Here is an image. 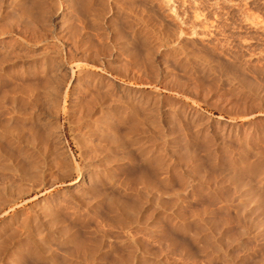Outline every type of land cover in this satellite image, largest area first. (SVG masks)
Instances as JSON below:
<instances>
[{"label":"rangeland","instance_id":"1","mask_svg":"<svg viewBox=\"0 0 264 264\" xmlns=\"http://www.w3.org/2000/svg\"><path fill=\"white\" fill-rule=\"evenodd\" d=\"M0 6L3 54L27 44L44 55L36 56L28 80H21L17 60L1 69L0 119L4 112L12 119L0 122L10 117L7 127L15 131L0 140V152L15 160L0 155V246L8 245L0 247V264H11L9 248L15 264H264V0H0ZM60 62L67 66L60 80L44 85L41 65L51 70ZM78 68L130 92L131 100L108 116L117 132L130 130L136 140L124 132L122 147L109 133L106 141L102 133L89 139ZM23 83L39 89L30 95ZM16 87L29 95L12 96ZM156 96L176 100L177 111L165 119L148 115L145 101ZM154 119L159 126L149 123ZM89 164L96 178L79 188Z\"/></svg>","mask_w":264,"mask_h":264},{"label":"bare ground","instance_id":"2","mask_svg":"<svg viewBox=\"0 0 264 264\" xmlns=\"http://www.w3.org/2000/svg\"><path fill=\"white\" fill-rule=\"evenodd\" d=\"M166 4H167V2H166ZM1 7V6H0ZM10 10V9H9ZM6 12V11H5ZM57 13V12H56ZM55 14V13H54ZM53 14V15H54ZM1 16V15H0ZM3 16H5V15H3ZM7 16V15H6ZM4 18V17H3ZM8 20V19H7ZM16 20V19H15ZM4 21H5V19H4ZM13 21V20H12ZM14 22V21H13ZM17 22V21H16ZM5 23V22H4ZM7 24H9V22L7 23ZM17 24V23H16ZM5 25H6V23H5ZM2 27H3V25H1ZM9 26V25H8ZM18 26V25H17ZM19 27V26H18ZM16 28V27H15ZM26 28V27H25ZM5 29V28H4ZM3 29V30H4ZM17 29V28H16ZM0 30H1V28H0ZM4 32V31H3ZM3 32L1 31L0 32V74H1V69H2V65H3V63L5 64L6 62H8L7 60H9V62H12V60H17V61H19L21 64H22V67H23V70L21 69V72H22V75L20 74H18L19 76H21V80H23L24 78V80H28L26 77H30V75L32 76L33 75V77H35L34 75V73H35V63H37L36 62V58L39 56V55H43L41 52L40 53H36L35 52V50L34 49H32V48H30V47H27L26 45H21L20 47L19 46H17V48L18 49H15V50H12L11 52H9V51H5V52H9V53H7V54H3V52L2 51H4L3 50V47H4V43L6 44V40H5V36H2L3 35ZM46 39V38H45ZM10 40V39H9ZM43 41H45V40H43ZM11 42V41H10ZM14 42V41H13ZM20 42V41H19ZM39 42H42L41 40H39ZM8 43V42H7ZM18 43V42H17ZM26 43V42H25ZM24 43V44H25ZM28 43H31V42H28ZM33 43H36V41L35 42H33ZM32 43V44H33ZM38 45V44H37ZM6 46V45H5ZM36 46V45H35ZM8 47V46H7ZM8 49H10V48H8ZM11 49H13V48H11ZM7 50V49H6ZM39 50V49H38ZM41 50H42V48H41ZM41 50H39V51H41ZM44 50V49H43ZM42 52H44V54L46 53L45 51H42ZM37 56V57H36ZM44 56V55H43ZM42 57V56H41ZM38 59V58H37ZM46 59V58H45ZM43 60H44V58H43ZM47 60V59H46ZM46 60H44V61H46ZM40 61H41V59H40ZM39 61V62H40ZM43 61V62H44ZM8 62V63H9ZM44 63H47V61L46 62H44ZM43 63V64H44ZM20 64V65H21ZM38 64V63H37ZM49 65V64H48ZM35 66V67H34ZM52 66V65H51ZM51 66H49V67H51ZM4 67V66H3ZM10 67V66H9ZM12 67V66H11ZM14 67V66H13ZM33 67V68H32ZM38 67V66H37ZM41 67H42V70H40V68H39V70L38 71H41V74L42 75H40L42 78H40L43 82V84L44 85H46V84H49V85H52V87L55 85L54 83L57 81V80H60L59 78H60V72L62 71V70H66V68H67V66L64 64V63H59L58 65H56V68H50L51 70H47L48 69V67L46 68H43L44 66L43 65H41ZM5 70V69H4ZM17 70V69H16ZM78 70H79V68H78ZM3 72V71H2ZM20 72V73H21ZM7 73V75L9 74V71L8 72H6V70H5V74ZM4 74V75H5ZM36 74H37V72H36ZM2 75V74H1ZM19 76H17L18 78H19ZM79 81L80 82H82L83 83V85H84V87L83 88H85V90H86V96H85V98L81 101V102H79L80 103V105H79V103H78V106H80L79 107V112H81V113H83V115L85 116V119L83 118L84 116H82V118H83V120H84V123H85V127L84 128H87V131H88V133L86 134V135H89L91 138H89V139H93L94 137H95V134H97L96 135V137L98 136V134L100 133H102V137H100V138H103V137H107V135H108V133H109V136H110V142L112 141L114 144H116V146H120V147H122V145L123 144H126V140H128L129 139V137H130V135H129V131L127 130V132L126 131H123L122 130V132H124V134H125V136H126V133L129 135H127L126 136V138L128 137V139H126V140H123L124 139V137L125 136H123L122 134V132L120 131L121 130V128H119V126L117 125V123H115V125L113 124V122H112V120L111 119H113L112 117H111V119H110V117L108 116V112L111 110V108H113V107H123L126 103H128L129 102V100H131V98H130V92H128V91H123V89L121 88V89H119L120 87H118V86H116L115 85V83L113 82V81H111V79H109V78H106V77H104V76H97V75H95V72L94 71H91V69H89V68H82L81 70H79ZM6 77V76H5ZM16 77V78H17ZM36 77H37V75H36ZM4 78V77H3ZM31 78V77H30ZM1 79H2V77H1ZM11 79V78H10ZM20 79V78H19ZM40 79H34V80H36L37 82H38V80L39 81H41ZM2 80H4V79H2ZM1 80V81H2ZM30 80H32V79H30ZM29 80V81H30ZM34 80H32V81H34ZM20 81V80H19ZM78 81V82H79ZM4 82V81H3ZM28 82V81H27ZM26 82V83H27ZM13 83V82H12ZM21 82H19V84H20ZM26 83H23V85L24 84H26ZM30 83H31V81H30ZM32 83H34V84H36V82L34 81V82H32ZM41 82H38V85L39 84H42ZM17 84H18V80H17ZM34 84H32V85H34ZM54 84V85H53ZM78 84V83H77ZM30 85V84H29ZM29 85L28 84H26V88L25 87H23V88H25L26 90H27V93L29 92V94L31 93V92H34V88L36 87L37 88V86H31L30 85V87H29ZM37 85V84H36ZM44 85H42V86H44ZM12 87H15V86H13V85H11ZM10 86V87H11ZM18 86H20L19 87V89L21 88V86L22 85H18ZM42 86H40V87H42ZM9 87V88H10ZM34 87V88H33ZM52 87H51V89H52ZM80 88V87H79ZM19 89L16 87L15 89L13 88V92H12V96L14 95L13 93H19V92H21L22 90H20L19 91ZM22 89V88H21ZM25 89H23V90H25ZM37 89H39V88H37ZM37 89H35L36 90V92L38 91ZM125 89V88H124ZM12 90V89H11ZM33 90V91H32ZM46 90V89H45ZM50 90V89H49ZM84 90V89H83ZM128 90V89H127ZM7 91V90H6ZM5 91V93H7ZM82 91V90H81ZM136 91V90H135ZM10 92V91H9ZM23 93H24V91H22ZM46 92H48L47 90H46ZM51 92V91H50ZM49 92V93H50ZM85 92V91H84ZM120 92H122L123 94H120ZM127 92V93H126ZM259 92V91H258ZM257 91H254V94L255 95H257V94H259ZM26 93V92H25ZM24 93V94H25ZM25 94L24 96H26V95H29V94ZM257 93V94H256ZM32 94V93H31ZM30 94V95H31ZM51 94V93H50ZM85 94V93H84ZM6 95H9V93L8 94H6ZM6 95H4V96H6ZM11 95V94H10ZM19 95V94H18ZM17 95V96H18ZM146 95V94H145ZM15 96H16V94H15ZM16 96V98H18ZM20 96V95H19ZM22 93H21V98H22ZM131 96H133V95H131ZM261 96V95H260ZM10 97V96H9ZM19 97V98H20ZM28 97V96H27ZM16 98L14 99V97H12L11 99L12 100H16ZM20 98V99H21ZM24 98H26V97H24ZM29 98H30V96H29ZM82 98V97H81ZM49 99V98H48ZM152 99V98H151ZM146 100L145 102V104H146V110H147V112L149 113L148 115H154L153 117L154 118H162V117H164V119L165 118H167L169 115H171V114H173V113H175L176 111H177V107L179 106V104L178 103H176V100H165V99H162L161 97H158V96H156L154 99H152V100ZM18 100V99H17ZM25 100V99H24ZM26 100H28V98L26 99ZM52 101V100H51ZM49 102H50V100H49ZM131 102V101H130ZM178 102V101H177ZM52 103V102H51ZM75 103V102H74ZM34 104L36 105L37 103H35L34 102ZM73 105V104H72ZM75 105L77 106V104L75 103ZM131 105V104H130ZM73 107V106H72ZM9 110H11V109H9ZM9 110H7V112L9 111ZM13 110V109H12ZM14 111H15V109H14ZM13 111V112H14ZM113 111H115V110H113ZM16 112V111H15ZM14 112V113H15ZM6 113L4 112V117H5V119L8 117V116H12V114L9 112V114H11V115H9V114H6ZM37 114V113H36ZM15 115H16V113H15ZM41 115V114H40ZM16 116H18V115H16ZM15 116V117H16ZM43 116V115H42ZM4 117H3V119L2 120H4ZM10 117L8 118V119H10ZM43 117H45V116H43ZM31 118V117H30ZM38 118V117H37ZM0 119V120H1ZM8 119H7V122L8 123H10L9 121H8ZM11 119H12V117H11ZM43 118H41L40 120H42ZM45 119H46V117H45ZM38 120H39V118H38ZM152 120V119H151ZM157 120V119H156ZM167 120V119H166ZM6 121V120H5ZM43 121H44V119H43ZM48 120H46V122H47ZM114 121V120H113ZM164 121V120H163ZM169 121V120H168ZM6 122V123H7ZM46 122H44V123H46ZM153 122V123H152ZM8 123H7V125L5 124V123H1L0 122V140H2V141H4V139L5 138H8L7 136H10V134H12V129H14V128H12V126H10V128H12V129H10L9 127H7L8 126ZM41 123H42V121H41ZM48 123V122H47ZM46 123V124H47ZM149 123H151V125L152 124H156V125H158L157 123H155V119L153 120V121H150ZM169 123V122H168ZM160 124V123H159ZM40 125V124H39ZM41 125H43V124H41ZM44 126H47V125H45L44 124ZM49 126H50V124H49ZM49 126H47V128L49 127ZM118 126V127H117ZM154 126V125H153ZM159 126V125H158ZM161 126V125H160ZM156 127V126H155ZM116 128H118V129H120V130H118V132H121V134L120 135H122V137L119 135V134H117L118 132L116 131ZM125 128V127H124ZM124 128H122V129H124ZM157 128V127H156ZM160 128V127H159ZM35 129V128H34ZM163 129V128H162ZM9 130H11V131H9ZM134 130V129H133ZM158 130V129H157ZM14 131H15V129H14ZM161 131V130H160ZM11 132V133H10ZM115 132H117L116 134L117 135H119L118 137H116L117 135L115 134ZM162 132V131H161ZM160 132V133H161ZM130 133H131V131H130ZM163 133V132H162ZM161 133V134H162ZM15 134V133H14ZM103 134H107V135H105V136H103ZM116 135V136H115ZM132 135V134H131ZM164 135V134H163ZM169 135V137H171L170 136V134H168ZM12 136V135H11ZM14 136V135H13ZM159 136L160 135H158V138H157V136L155 137V140H158V139H160V141H162L161 143H163L164 144V142L166 143V141H163L165 138L164 137H162V135H161V137L162 138H164V139H162L161 140V137L159 138ZM88 137V136H87ZM122 138V139H121ZM135 138V137H134ZM133 138V139H134ZM10 139V138H9ZM8 139V140H9ZM95 139V138H94ZM93 139V140H94ZM107 139V138H106ZM106 139L105 138H103V140L104 141H106ZM130 139L131 140H133L131 137H130ZM169 139V138H168ZM7 140V141H8ZM11 140V139H10ZM14 140V139H13ZM131 140H129V142L131 141ZM134 140H136V138L134 139ZM155 140L154 141H152L151 142V145H152V143H154L155 142ZM167 140V139H166ZM0 142V143H3V142ZM6 141V140H5ZM159 141V142H160ZM111 142V143H112ZM128 142V143H129ZM132 142V141H131ZM130 142V143H131ZM157 142V141H156ZM168 142V145L170 144V145H172L170 142H169V140L167 141ZM105 143V142H104ZM133 143H134V141H133ZM140 142H138V144H139ZM158 143V142H157ZM156 143V144H157ZM177 143V142H176ZM113 144V145H114ZM132 144V143H131ZM135 144H136V142H135ZM162 144V145H163ZM174 144H175V141H174ZM106 145V144H105ZM110 145V144H109ZM130 145V144H129ZM134 145V144H133ZM161 145V144H160ZM159 145V146H160ZM166 145H167V143H166ZM166 145H164V147H166ZM167 145V146H168ZM101 146V145H100ZM112 146V145H111ZM118 146V147H119ZM123 146H125V145H123ZM127 146V145H126ZM137 146V145H136ZM154 146L156 147V145L154 144ZM154 146H153V148H154ZM158 146V147H159ZM176 146V145H175ZM2 147V146H1ZM117 147V148H118ZM162 148H164L163 146H161ZM110 148V147H109ZM149 148H152V146H150ZM153 148L152 149H149V150H147V152L149 151V153L150 152H152L153 151ZM169 148H171V147H169ZM174 148H176V147H174ZM156 149L157 148H155V151H156ZM167 149V151H169L168 150V148H166ZM3 150V149H2ZM117 150V149H116ZM150 150H152V151H150ZM157 150H162L161 148L160 149H157ZM174 150V149H173ZM1 151V150H0ZM4 151V150H3ZM2 151V152H3ZM114 151V150H113ZM164 151H165V149H164ZM164 151H163V153H164ZM2 152H0V155H1V153ZM161 151H159V153H160ZM169 152H171V151H169ZM173 152V151H172ZM171 152V153H172ZM174 152H175V150H174ZM153 153V152H152ZM155 153H157V152H155ZM158 153V154H159ZM5 153L3 152V154L1 155V156H3ZM106 154V153H105ZM144 154H146V153H144ZM162 154V153H161ZM161 154H160V156H161ZM173 154H175V153H173ZM172 154V155H173ZM5 155H7V154H5ZM148 154H146V156H147ZM152 155V154H151ZM150 155V156H151ZM154 155V154H153ZM156 155V154H155ZM154 155V156H155ZM165 155V154H164ZM163 155V156H164ZM167 156H168V153L166 154ZM172 155H171V157H172ZM176 155V154H175ZM175 155H174V157H175ZM9 156H11V158L9 157ZM7 155V157L9 158L8 160H11V159H13V161L15 160L14 158H13V156L12 155ZM145 155H144V158L146 157ZM149 156V157H150ZM159 156V159L161 160V161H163L162 159V157H160ZM143 157V156H142ZM156 157V156H155ZM155 157H153L152 159L153 160H157V161H160V160H158L157 158H155ZM169 157H170V153H169ZM98 158V157H97ZM109 158V157H108ZM162 158V159H161ZM165 158V157H164ZM5 159H7V158H5ZM18 161H20L19 160V158H16ZM93 159V158H92ZM91 159V160H92ZM100 159V158H99ZM106 159V158H105ZM111 159V158H110ZM150 158H148V160H149ZM166 159V158H165ZM164 159V160H165ZM173 159V158H172ZM16 160V161H17ZM90 160V159H89ZM108 160V159H107ZM107 160H105V161H107ZM122 160V159H121ZM146 161H147V159H145ZM144 160V161H145ZM151 160V159H150ZM156 160H155V162H156ZM170 160H171V158H170ZM175 160V159H174ZM12 161V162H13ZM17 161V162H18ZM95 161V160H94ZM169 161V160H168ZM176 161H177V159H176ZM11 162V163H12ZM89 162H91V161H89ZM98 162V161H97ZM110 162V161H109ZM109 162H107V163H109ZM122 162V161H121ZM150 162V161H149ZM153 163H154V161H152ZM151 162V163H152ZM171 162V161H170ZM24 163V162H23ZM23 163H21L20 165L23 167ZM96 163V162H95ZM103 163V162H102ZM106 163V162H105ZM106 163V164H107ZM111 164L113 163V162H110ZM110 163H109V165H110ZM143 163V162H142ZM157 163H160V162H157ZM23 164V165H22ZM101 163H99V166L100 167H102L103 166V164H101ZM116 164V163H115ZM124 164V163H123ZM149 164V163H148ZM20 165H18V163H17V166H15V167H17V169H18V166L20 167ZM114 165V164H113ZM161 165H162V163H161ZM165 165H167V164H165ZM170 165V164H169ZM85 166V165H84ZM93 166V165H92ZM92 166H90V164L87 166L86 165V167H85V169H84V172H85V177H84V179L81 181V183H78V185H77V187H79V188H84L85 187V184L87 183V181L88 180H91V177L93 176L94 177V175H95V173H97V172H95V170H94V167L92 168ZM95 166H98V165H95ZM112 166V165H111ZM114 166H116V165H114ZM119 167H120V164L118 165ZM153 166V165H152ZM163 166V165H162ZM22 167H20V168H22ZM104 167H105V165H104ZM108 167V166H107ZM110 167V166H109ZM161 167V166H160ZM165 167V166H164ZM96 168H98V167H96ZM98 169H100V168H98ZM101 169H103V168H101ZM110 169V168H109ZM114 169V168H113ZM119 169V168H118ZM104 170H106L105 168H104ZM111 170V169H110ZM157 170V169H156ZM163 170V169H162ZM162 170H160V171H162ZM165 170H167L166 168H165ZM96 171H97V169H96ZM103 171V170H102ZM107 171V170H106ZM158 171V170H157ZM164 171V170H163ZM163 171H162V173H163ZM261 171H263V170H261ZM260 171V172H261ZM101 172V171H100ZM144 172V171H143ZM259 172V173H260ZM264 172V171H263ZM262 172V173H263ZM82 173V172H81ZM98 173H99V170H98ZM116 173V172H115ZM158 173V172H157ZM164 173H166V172H164ZM160 174V173H159ZM138 175H140V174H138ZM145 174L143 173V175L142 176H144ZM163 175V174H162ZM263 176H264V174H262ZM262 175H259V176H261L260 178H262ZM96 176H97V174H96ZM141 176V175H140ZM161 176V175H160ZM258 176V175H257ZM98 177V176H97ZM100 177V176H99ZM164 177V176H163ZM167 177V176H166ZM90 178V179H89ZM94 178H96V177H94ZM141 178V177H140ZM143 178V177H142ZM148 178V177H147ZM158 178H160V177H158ZM188 178V177H187ZM93 179V178H92ZM112 179V178H111ZM137 179V178H136ZM145 179V178H144ZM259 179V178H258ZM147 180V179H146ZM160 180V179H159ZM161 180H162V178H161ZM262 179H260L259 181H261ZM94 181V180H93ZM141 181H142V179H141ZM164 181V180H163ZM264 181V180H263ZM262 181V182H263ZM92 182V181H91ZM97 182V181H96ZM143 183H145V182H143ZM185 183V182H184ZM187 183V182H186ZM89 184H91L90 182H89ZM141 184V183H140ZM140 184H139V186H140ZM149 184V183H148ZM188 184H190V183H188ZM187 184V185H188ZM242 184V183H241ZM262 184V183H261ZM137 185V184H136ZM185 185V184H184ZM220 185V184H219ZM138 186V187H139ZM142 186V185H141ZM148 186V185H147ZM191 186V185H190ZM189 186V187H190ZM237 186V185H236ZM88 187H90V186H88ZM242 187V186H241ZM243 187H244V185H243ZM242 187V188H243ZM246 187V186H245ZM87 188V187H86ZM91 188V187H90ZM143 188V187H142ZM147 188H149V187H147ZM214 188V187H213ZM215 189V188H214ZM236 189V188H235ZM237 189H240L239 187L237 188ZM81 190V189H80ZM83 190V189H82ZM86 190V189H85ZM146 190V189H145ZM152 190V189H151ZM242 189H240V191H241ZM153 191V190H152ZM216 191V190H215ZM239 191V192H240ZM247 191V190H246ZM134 192V191H133ZM136 192V191H135ZM236 192V191H235ZM238 192V191H237ZM215 193H217V192H215ZM220 194V193H219ZM71 195V194H70ZM78 195V194H77ZM237 195V194H236ZM72 196H73V194H72ZM133 196V195H132ZM220 196V195H219ZM78 197V196H77ZM100 197V196H99ZM221 197V196H220ZM239 197H240V195H239ZM76 198V197H75ZM94 198V197H93ZM97 198V197H96ZM112 198V197H111ZM110 198V199H111ZM76 199H78V198H76ZM227 199V198H226ZM240 199V198H239ZM239 199H237V200H239ZM79 200V199H78ZM77 200V201H78ZM94 200V199H93ZM102 200V199H101ZM112 200V199H111ZM234 200V199H233ZM90 201V200H89ZM88 201V202H89ZM142 201V200H141ZM226 202H227V200H225ZM228 201H230V200H228ZM84 202V201H83ZM101 202V201H100ZM99 202V203H100ZM132 202V201H131ZM137 202V201H136ZM231 202V201H230ZM144 203V202H143ZM248 203V202H247ZM90 204V203H89ZM225 204V203H224ZM228 204V203H227ZM252 204V203H251ZM84 205H86V204H84ZM132 205H133V203H132ZM135 205H136V203H135ZM141 205V204H140ZM145 205V204H144ZM226 205V204H225ZM249 205H250V203H249ZM142 206H143V204H142ZM141 206V207H142ZM231 206V205H230ZM230 206H227V207H230ZM243 207H245V206H243ZM248 207V206H247ZM86 208V207H85ZM84 208V209H85ZM127 208V207H126ZM242 208V207H241ZM250 208V207H249ZM87 209V208H86ZM125 209V208H124ZM143 209V208H142ZM230 209V208H229ZM235 209V208H234ZM251 209V208H250ZM134 210H136V209H134ZM140 210V209H139ZM226 210V209H225ZM236 210V209H235ZM238 210V209H237ZM244 210V209H243ZM157 211V210H156ZM206 211V210H205ZM245 211V210H244ZM127 212V211H126ZM132 212H133V210H132ZM137 212V211H136ZM139 212V211H138ZM154 212V211H153ZM254 212V211H253ZM243 213V212H242ZM248 213V212H247ZM153 215V214H152ZM255 215V214H254ZM147 216V215H146ZM145 216V217H146ZM258 217V216H257ZM260 217V216H259ZM147 218V217H146ZM248 218V217H247ZM253 218V217H252ZM252 218L251 219H249V220H252ZM254 220V219H253ZM144 222H147L146 220L144 221ZM253 223H254V221H252ZM134 223H136V222H134ZM132 224H133V222H132ZM131 224V225H132ZM145 224V223H144ZM152 224V223H151ZM174 224V223H173ZM183 224V223H182ZM263 224V223H262ZM154 225V224H153ZM162 225V224H161ZM160 225V226H161ZM249 225H250V223H249ZM150 226V225H149ZM176 226V225H175ZM179 226V225H178ZM253 226V225H252ZM153 227V226H152ZM148 228V227H147ZM252 228V227H251ZM48 229V228H47ZM154 229H160V228H156V226H155V228ZM168 229H170V228H168ZM180 229V228H179ZM256 229V228H255ZM52 230V229H51ZM149 230V229H148ZM167 231V230H166ZM170 231V230H169ZM256 231V230H255ZM263 231V230H262ZM160 232V231H159ZM166 233V232H165ZM8 234V233H7ZM55 234H56V232H55ZM73 234V233H72ZM164 234V233H163ZM172 234V233H171ZM262 234H263V232H262ZM66 235V234H65ZM261 235V234H260ZM7 236V237H6ZM5 237H6V240L7 241H9L12 237H11V235L9 236V234L8 235H6ZM68 237H70L69 235H67ZM9 237V238H8ZM11 237V238H10ZM62 237H63V235H62ZM65 237V236H64ZM196 237V236H195ZM262 237V236H261ZM71 238V237H70ZM69 238V239H70ZM73 238V237H72ZM75 238V237H74ZM3 239V238H2ZM1 239V240H2ZM5 239V238H4ZM9 239V240H8ZM5 240V241H6ZM11 240H13V239H11ZM10 240V241H11ZM6 241V242H7ZM2 242V241H1ZM10 243V242H9ZM2 244V243H1ZM11 244V243H10ZM14 244V243H13ZM3 245H5V244H2V246H0L1 248L3 247ZM5 246H8V245H5ZM10 246V245H9ZM127 246V245H126ZM11 247H12V245H11ZM135 247V246H134ZM7 248V247H6ZM5 248V249H6ZM130 248V247H129ZM4 249V248H3ZM3 249H1V250H3ZM4 249V250H5ZM10 249V251H7V249L5 250V251H7V252H9V258H8V260L10 259V261H11V264H15L16 262H15V260H16V253L14 252L15 250H12L11 248H9ZM18 249V248H17ZM16 249V252L18 251ZM4 250H3V253H4ZM1 253V252H0ZM2 253V254H3ZM19 253V252H18ZM128 253H129V251H128ZM130 253H131V251H130ZM5 254H6V252H5ZM5 254H3V255H5ZM130 255V254H129ZM134 255V254H133ZM132 255V256H133ZM7 256V255H6ZM143 256V255H142ZM2 257H4L5 258V256H2ZM18 257V256H17ZM129 257H131V255L129 256ZM155 257V256H154ZM21 258V257H20ZM20 258H18L19 260H20ZM159 258V257H158ZM1 259V258H0ZM142 259V258H141ZM183 259H184V257H183ZM189 259H191V258H189ZM193 259V258H192ZM7 260V259H6ZM185 260V259H184ZM16 261H18V260H16ZM191 261V260H190ZM7 262V261H6ZM162 262V261H161ZM3 263V262H2ZM163 263V262H162ZM188 263V262H187ZM193 263V262H192ZM4 264V263H3ZM156 264V263H155ZM158 264V263H157ZM190 264V263H189ZM194 264V263H193Z\"/></svg>","mask_w":264,"mask_h":264}]
</instances>
